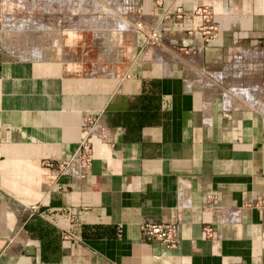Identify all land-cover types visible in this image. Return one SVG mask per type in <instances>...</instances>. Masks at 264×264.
<instances>
[{
  "label": "crops",
  "instance_id": "crops-1",
  "mask_svg": "<svg viewBox=\"0 0 264 264\" xmlns=\"http://www.w3.org/2000/svg\"><path fill=\"white\" fill-rule=\"evenodd\" d=\"M37 1L0 0V264H264V110L244 101L264 85V0H98L90 27ZM25 28L47 34L7 42ZM83 116L108 138L91 136L84 176L58 175L42 162L71 154ZM175 219L174 248L139 230Z\"/></svg>",
  "mask_w": 264,
  "mask_h": 264
},
{
  "label": "built area",
  "instance_id": "built-area-1",
  "mask_svg": "<svg viewBox=\"0 0 264 264\" xmlns=\"http://www.w3.org/2000/svg\"><path fill=\"white\" fill-rule=\"evenodd\" d=\"M154 4L159 5L160 0H154ZM139 12V9L135 10L136 14H139ZM189 14L198 15L200 18V24L197 29L202 35L203 40L208 41L217 28L212 19L211 9L208 6L201 5L189 12ZM174 16L175 18L180 19L183 16L182 10L180 8H176ZM135 26L144 35L143 46H153L160 42V34L155 27L143 29L140 21H137ZM82 128L84 133L68 157L57 160L55 163L50 160H44L42 164L44 166L54 168L58 175L74 174L84 176L90 167L92 158L90 141L91 136L96 135L101 139H107L108 136L107 130L103 127L97 126L96 119H93L90 116H83ZM253 205L259 208L264 207V196L257 197ZM31 209H34V206H31ZM177 228L178 222L176 219L170 222L143 220L139 223V230L145 238L154 239L169 248H174L177 245ZM211 234V227L204 226L203 235L205 237H210ZM69 237V233L62 235V238L68 239Z\"/></svg>",
  "mask_w": 264,
  "mask_h": 264
},
{
  "label": "rangeland",
  "instance_id": "rangeland-1",
  "mask_svg": "<svg viewBox=\"0 0 264 264\" xmlns=\"http://www.w3.org/2000/svg\"><path fill=\"white\" fill-rule=\"evenodd\" d=\"M77 1L76 6L72 4H66L63 5L61 8L55 1H49L45 2L44 0H38L35 5V10L30 12L31 14L36 13H50L51 7L54 6V10L52 9L51 13H54L56 15H63V8L66 9L70 8V14L68 15V18H79L78 20V26H85L90 27L87 25V22H85V18H80V15L88 16L93 13V15H99L102 14V11L105 9L103 3L98 0H72ZM102 3V4H101ZM45 6V7H43ZM57 7V8H56ZM71 7H73V10L71 11ZM46 8V9H44ZM72 27V26H69ZM68 26H56L51 29H63V28H69ZM45 29V28H44ZM44 29H38V28H25L22 31L18 32H11L8 33V40L7 42L11 45H27L33 42L39 41L42 38L45 37L47 33L43 31ZM15 30V29H14ZM50 30V29H48ZM22 50V49H20ZM263 93L261 94V92ZM255 95V96H254ZM244 101L251 102L254 104H257L258 106L262 107L264 110V85H261V82L259 83V86H255L251 89H246L244 93Z\"/></svg>",
  "mask_w": 264,
  "mask_h": 264
},
{
  "label": "trees",
  "instance_id": "trees-1",
  "mask_svg": "<svg viewBox=\"0 0 264 264\" xmlns=\"http://www.w3.org/2000/svg\"><path fill=\"white\" fill-rule=\"evenodd\" d=\"M27 229L28 231L30 232H36V235L38 238H40V241H41V246L42 244L44 243V240L42 241V235H46L48 233V230L46 228H43L41 227L40 225L36 224V225H31V226H27ZM50 242H51V239L50 240H45V243L47 244V247L50 248ZM54 245V244H53ZM52 245V247H53ZM42 259H46V257H44V255H41Z\"/></svg>",
  "mask_w": 264,
  "mask_h": 264
}]
</instances>
